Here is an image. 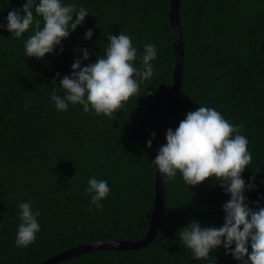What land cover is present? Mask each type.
I'll use <instances>...</instances> for the list:
<instances>
[{
    "label": "trees",
    "instance_id": "obj_1",
    "mask_svg": "<svg viewBox=\"0 0 264 264\" xmlns=\"http://www.w3.org/2000/svg\"><path fill=\"white\" fill-rule=\"evenodd\" d=\"M169 1L62 0L83 6L89 15L43 59L24 54L32 31L13 38L0 28V264H39L80 244L134 240L147 232L154 198L152 161L172 86ZM24 3L0 0V24L6 26L8 12ZM37 19L42 27V18ZM179 20L183 74L171 128L200 106L214 108L233 125L243 124L240 134L249 142L252 162L242 178L255 185L244 195L248 206L258 210L264 207V0H180ZM88 29L93 30L90 40L85 39ZM120 32L131 37L137 49L134 67L140 70L144 46L157 50L153 76L140 83L141 95L130 97L114 120L84 113L79 104L58 111L50 100L53 87L63 96L59 81L71 74L75 59L82 66L94 63L104 54L108 33ZM81 49L91 51L89 60L82 59ZM90 177L106 180L111 190L101 201L103 211L94 205L89 211L91 196L85 189ZM229 199L215 178L187 187L177 173L173 181L164 179L162 216L147 245L92 250L57 264H241L225 254L223 245L208 260H196L177 235L193 220L202 227L222 226V205ZM23 202L40 212L41 230L28 248H17Z\"/></svg>",
    "mask_w": 264,
    "mask_h": 264
},
{
    "label": "clouds",
    "instance_id": "obj_2",
    "mask_svg": "<svg viewBox=\"0 0 264 264\" xmlns=\"http://www.w3.org/2000/svg\"><path fill=\"white\" fill-rule=\"evenodd\" d=\"M87 15L88 10L75 3L25 0L22 9L8 12L7 24H0V28L6 27L13 38H21L26 31H32L33 34L24 43V54L43 59L46 54L53 53L71 31L82 25ZM37 17L42 18V27L41 19ZM92 35L93 30L88 29L85 39L90 40ZM107 42L104 54L98 56L94 63L82 66V60L75 59L71 74L64 75L59 81L63 96L57 94V87H53L50 100L58 111L66 112L69 104H79L83 106L84 113L114 120L130 97L141 95L140 83L150 80L154 73L151 61L157 56L155 46H144L140 61L143 68L140 70L134 67L137 49L133 47L129 35L108 33ZM60 51H63L62 47ZM80 51L83 60L90 59L89 49ZM53 85H56L55 79ZM146 94L152 95L151 92ZM243 128V124L233 125L214 108L200 106L195 111H189L175 130H167L166 143L160 146L152 161L165 181H173L179 173L188 187L215 178L224 192L230 194V199L222 205L225 213L222 226L202 227L193 220L178 231L181 245L196 260H208L210 253L223 245L225 254H231L241 264H264V207L253 210L244 195L246 188L252 190L255 185H246L242 178L245 168L252 162L249 142L240 134ZM151 135L155 137L156 133ZM151 146L152 140L149 139L147 147ZM85 191L91 196L89 211L91 205L103 211L101 201L111 191L107 181L90 177ZM253 203L259 204L258 201ZM19 209L20 223L15 245L17 248H28L41 230L37 220L40 212L33 211L30 202L20 203Z\"/></svg>",
    "mask_w": 264,
    "mask_h": 264
},
{
    "label": "water",
    "instance_id": "obj_3",
    "mask_svg": "<svg viewBox=\"0 0 264 264\" xmlns=\"http://www.w3.org/2000/svg\"><path fill=\"white\" fill-rule=\"evenodd\" d=\"M180 0H170L168 5V21L172 34L173 73L172 86L165 105V112L161 124L158 150L166 143V132L171 128L179 92L182 84L184 44L179 20ZM164 204V178L155 166L154 198L147 232L144 236L134 240H106L84 243L51 256L39 264H57L70 257L92 250H126L138 249L147 245L154 237L162 216Z\"/></svg>",
    "mask_w": 264,
    "mask_h": 264
}]
</instances>
